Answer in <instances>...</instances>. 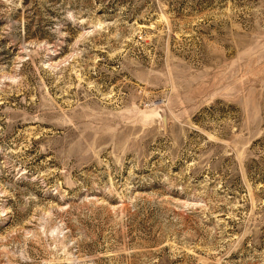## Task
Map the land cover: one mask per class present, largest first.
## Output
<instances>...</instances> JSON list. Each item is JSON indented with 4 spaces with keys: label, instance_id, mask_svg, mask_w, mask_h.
<instances>
[{
    "label": "rangeland",
    "instance_id": "1",
    "mask_svg": "<svg viewBox=\"0 0 264 264\" xmlns=\"http://www.w3.org/2000/svg\"><path fill=\"white\" fill-rule=\"evenodd\" d=\"M0 264H264V0H0Z\"/></svg>",
    "mask_w": 264,
    "mask_h": 264
}]
</instances>
